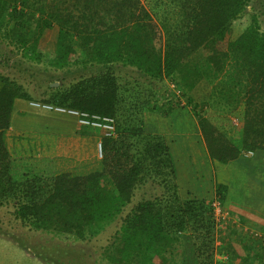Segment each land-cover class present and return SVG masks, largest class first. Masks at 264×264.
I'll return each mask as SVG.
<instances>
[{"label": "trees", "instance_id": "1", "mask_svg": "<svg viewBox=\"0 0 264 264\" xmlns=\"http://www.w3.org/2000/svg\"><path fill=\"white\" fill-rule=\"evenodd\" d=\"M251 1L159 0L151 11L142 0H0V34L11 35L19 48L37 55L43 32L57 27V66L96 68L68 85L49 86L44 101L112 116L116 127L114 137H98L80 125L72 133L14 130V100L33 96L0 75V206L13 204L15 218L35 230L79 240L113 228L105 247L111 264H253L255 257L236 249L233 240L216 244L212 203L222 205L226 186L216 183L211 200L192 196L189 173L182 174L183 187L169 140L147 131L144 120L145 111L169 116L181 96L201 107L188 84L205 77L206 87L214 80L216 87L205 100L244 104L233 136L207 117L197 119L210 158L227 163L264 149L259 15L252 11L244 30L226 40ZM120 67H130L132 75L123 76ZM179 75L184 79L177 87L190 93L183 88L178 97L172 91L160 106L161 86ZM149 182L158 192L135 201V190Z\"/></svg>", "mask_w": 264, "mask_h": 264}, {"label": "rangeland", "instance_id": "2", "mask_svg": "<svg viewBox=\"0 0 264 264\" xmlns=\"http://www.w3.org/2000/svg\"><path fill=\"white\" fill-rule=\"evenodd\" d=\"M156 1L159 3V0H142V2L151 11H153V7L155 8ZM252 11L259 15V21L262 29L264 30V0H252L250 6L247 8V11L230 24V27L226 31V40L234 39L244 30V28L251 21L250 15ZM57 32V27L46 29L43 32L39 40V52L37 56L36 53H32L31 49L26 51L23 47L19 48V45L15 43V38L11 35L6 37L3 34V31H1L0 75L19 85H22L26 91L33 96L32 101L48 103L45 102L44 99L48 97L47 91L49 90V86L60 87L68 85L71 82L79 80L82 75H86L87 73H91L96 70L95 67L84 69L75 64L58 67L55 61ZM120 68L123 76L128 77L132 75L131 72L133 70L130 67ZM189 78L192 79V77ZM177 79V82L167 80L169 85L167 86V84H165L161 86L158 92V101L160 106H164L163 99L171 97L170 95L172 91H175L174 93L177 96L178 94H181L180 89L188 91L187 86H182V84H179L180 89L177 87L178 81L180 82V80L182 81L184 78L179 75ZM204 79L205 77L202 79L199 78V81H190L188 84L193 85L191 92L195 93V97L197 98L196 102H198L201 107L196 108L192 103H187L188 100L186 97L178 96L182 99L178 102V104H176V109H186L192 112L196 120L199 117H207L229 136L235 135L242 122L244 104H239L228 99L227 101H224L222 98L205 100V97H203L204 93L210 94L216 87L214 86L215 80L214 82H210V85L206 87L205 80L207 79ZM53 83H57V85ZM198 86H202L203 89L196 91ZM168 89L171 90L170 93L167 92ZM188 92L190 93V89ZM163 109L164 108L161 107V111H163ZM36 110H32V118L28 121V125L32 122V128H39L42 126L40 125L41 123L36 115ZM54 112L60 113L57 111ZM149 112L156 111H145L144 118L145 114H150ZM24 114L25 113L22 115ZM63 115L69 114L60 113L56 116L63 117ZM53 122L57 123L56 121ZM66 125L67 124L62 125V128L64 129L59 127V129H54L53 132H74L67 131L70 126ZM75 127L76 125H74V128ZM145 129L148 131L146 123ZM89 130L93 134L98 135V137L103 136V132L101 130L92 128H89ZM32 131L40 130L33 129ZM98 144L99 141L97 142V146ZM97 154L98 157L102 156L98 152V147ZM180 170L181 169L179 168V171ZM183 172H186L185 168H183ZM182 184L184 187V182H182ZM183 191H186V186ZM157 192V186L155 187L154 183L149 182L148 185L135 190L134 200L141 201L144 198H150ZM215 219L216 244H219L222 239L226 240V235L222 233V223H220V218L217 216ZM96 234L97 235L90 237L87 240H79L74 236L58 234L54 231L35 230L31 226L24 225L15 218L13 204L3 205L0 206V264H111L105 257V247L112 242L114 230L113 228L107 227L106 232ZM233 241L232 245L236 249L244 252L243 254L255 257L256 260L253 264H257L258 261L262 259L264 260V242L240 245L235 239ZM227 253L231 257L228 261L230 262L232 254L229 252ZM216 256L217 259L225 258L223 255ZM230 264L235 263L232 261Z\"/></svg>", "mask_w": 264, "mask_h": 264}, {"label": "crops", "instance_id": "3", "mask_svg": "<svg viewBox=\"0 0 264 264\" xmlns=\"http://www.w3.org/2000/svg\"><path fill=\"white\" fill-rule=\"evenodd\" d=\"M2 85L0 78V89ZM31 101L23 98L14 100L10 120L12 129L53 132L64 124L70 126L67 131L80 127L76 117L56 116L60 113L36 108ZM34 109H37L36 115L42 125L39 128H32V122L28 125ZM149 113L144 118L148 131L163 133L167 137L178 169H181V183L184 181L183 168L189 173L188 186L192 196L211 200L216 183L226 186V196L221 205L224 215L221 222L222 233L226 235V240L235 239L240 245L264 242V149H254L252 153L247 151L234 160L221 163L212 160L208 155L198 122L192 112L175 109L169 116Z\"/></svg>", "mask_w": 264, "mask_h": 264}, {"label": "built area", "instance_id": "4", "mask_svg": "<svg viewBox=\"0 0 264 264\" xmlns=\"http://www.w3.org/2000/svg\"><path fill=\"white\" fill-rule=\"evenodd\" d=\"M31 104L36 108L69 114L71 116L76 117L77 124L82 127H89V128L101 130L105 136H109V137L116 136L115 118L112 116L109 115L100 116L96 114H89L87 112L80 111L75 108L64 107L52 103L31 101ZM97 147L99 154L102 155V145L100 142ZM212 206L215 211V217L218 216L220 220H222L224 215L222 213L221 203L218 200H215L213 201Z\"/></svg>", "mask_w": 264, "mask_h": 264}, {"label": "water", "instance_id": "5", "mask_svg": "<svg viewBox=\"0 0 264 264\" xmlns=\"http://www.w3.org/2000/svg\"><path fill=\"white\" fill-rule=\"evenodd\" d=\"M53 84L57 85V83H53Z\"/></svg>", "mask_w": 264, "mask_h": 264}]
</instances>
